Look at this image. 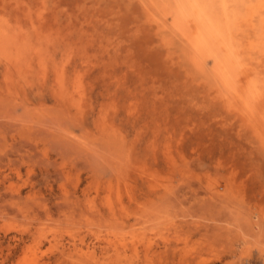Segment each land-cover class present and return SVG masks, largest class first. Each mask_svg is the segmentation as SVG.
<instances>
[{
  "label": "rangeland",
  "instance_id": "1",
  "mask_svg": "<svg viewBox=\"0 0 264 264\" xmlns=\"http://www.w3.org/2000/svg\"><path fill=\"white\" fill-rule=\"evenodd\" d=\"M181 1L0 0V264H264L258 0L211 1L248 103Z\"/></svg>",
  "mask_w": 264,
  "mask_h": 264
},
{
  "label": "bare ground",
  "instance_id": "2",
  "mask_svg": "<svg viewBox=\"0 0 264 264\" xmlns=\"http://www.w3.org/2000/svg\"><path fill=\"white\" fill-rule=\"evenodd\" d=\"M181 1V0H180ZM211 1H214V0H184V3L181 1V5H180V9L178 10L180 12V15H181V18L182 19V22L186 24V28L184 29V32H185V36L188 37V39L191 40L192 42V45L194 46V48L196 49V51L198 52V54L202 55L203 57H210L212 56L214 58V60L218 59L217 57V54H216V51L215 49L217 47L221 48L222 50H224V52L227 53L226 55V59L224 60H219L218 61V67H219V71L221 72V78L222 81L224 82L223 84H225L227 86V88H229L228 86H231L233 83L236 84V80L239 82L238 85L233 88V92L234 93V96L235 98H239L240 100L244 101L245 103H248L249 100H251L252 97L255 98V96H258L256 94H259L258 93V90H259V85H258V81L256 82L254 79L257 78L258 80V74L256 75V77L253 79L251 78V74L250 70H248L249 68H243L242 69V65L239 64L238 60H236L234 56H236V48L233 46L235 44H233L231 47V45L227 42V40L225 39L224 35H223V31L221 30V23L223 24V22L221 21H224V19H221V21L213 15V12L214 10H212V7H211ZM220 0H218L219 2ZM233 1H236V0H233ZM256 1V0H254ZM168 2V0H167ZM177 2V1H175ZM221 2V1H220ZM238 2V1H237ZM236 2V3H237ZM240 2V0H239ZM238 2V4H239ZM248 2V1H247ZM228 3L229 0H222V6L224 7V9H226V13L225 15L223 16L225 18V16L229 15L228 14ZM234 4V2H231ZM242 3V2H240ZM255 3V2H254ZM252 3V4H254ZM178 4V3H177ZM180 4V3H179ZM213 4V3H212ZM232 4V5H233ZM237 4V5H238ZM247 4V3H246ZM256 4V3H255ZM173 5V4H172ZM219 5V3L217 4ZM235 5V4H234ZM233 5V6H234ZM221 6V5H220ZM244 5L242 4V7ZM248 7L246 8H251V7H254L255 5H251L248 3L247 5ZM176 7V6H175ZM174 7V8H175ZM216 7V6H215ZM241 7V8H242ZM217 9H219L217 7ZM221 9V8H220ZM223 9V8H222ZM228 9V10H227ZM232 9V8H231ZM251 14H246V15H249V18L247 20V22L249 23V26L250 28L251 27H254V18L258 16H260L261 21L264 22V0H258V3H257V6L256 8H251ZM175 10V9H174ZM237 10V9H236ZM235 10V11H236ZM245 10V9H244ZM221 11V10H219ZM233 11V9H232ZM176 13V11H174ZM223 12V11H221ZM238 12V11H237ZM240 12V11H239ZM249 12V11H248ZM230 13V12H229ZM232 13V12H231ZM246 13V12H245ZM179 14V13H178ZM218 14V13H217ZM216 14V15H217ZM219 15V14H218ZM217 15V16H218ZM222 15V14H221ZM231 15V14H230ZM236 15V14H235ZM234 15V16H235ZM242 15V14H241ZM238 16V14H237ZM152 17V16H151ZM154 17V15H153ZM180 17V16H179ZM232 18V17H231ZM235 18V17H234ZM237 18V17H236ZM241 18V17H240ZM239 18V19H240ZM246 18V17H245ZM259 18V19H260ZM176 19V18H175ZM229 19V18H228ZM227 19L226 17V21H227V24L230 22L229 20ZM238 19V18H237ZM236 19V20H237ZM221 22H219V21ZM231 20V19H230ZM234 20V19H233ZM232 20V22H233ZM243 18L241 20V22H243ZM237 22H240V21H237ZM236 22V23H237ZM260 22V21H259ZM178 23V22H177ZM246 22H244L245 24ZM247 23V24H248ZM179 24V23H178ZM224 24H225V21H224ZM230 24V23H229ZM234 25V24H233ZM232 25V26H233ZM237 25V24H236ZM241 25V23H240ZM260 25V24H259ZM228 27V25H226ZM235 26V25H234ZM248 26V27H249ZM230 27V26H229ZM248 27L246 26V28L248 29ZM256 27V26H255ZM261 27V26H260ZM263 27V26H262ZM237 28V26L235 27V29ZM245 28V27H244ZM259 28V27H258ZM223 29V27H222ZM225 29V28H224ZM228 29V28H227ZM225 29V30H227ZM233 29V27H232ZM239 29V28H237ZM241 29V28H240ZM245 29V30H247ZM260 29V28H259ZM180 30V29H179ZM224 30V31H225ZM229 30V29H228ZM242 30V29H241ZM262 30V29H261ZM237 31V30H236ZM243 31V30H242ZM241 31V32H242ZM251 31V30H250ZM183 32V31H182ZM229 32V31H227ZM234 32V31H232ZM231 32V33H232ZM253 32V31H252ZM230 33V34H231ZM235 33V32H234ZM228 34V33H227ZM233 34V33H232ZM236 34V33H235ZM245 34V33H244ZM243 34V35H244ZM237 36V34H236ZM256 36V35H255ZM229 37V36H228ZM233 37V36H232ZM244 37V36H243ZM232 39V38H231ZM234 39V38H233ZM241 40V38H239ZM238 39V40H239ZM243 39V38H242ZM250 39V38H249ZM260 39V38H259ZM255 40V39H253ZM232 41V40H231ZM249 42V40H248ZM257 42V41H256ZM231 43V42H230ZM235 43V42H234ZM242 43V41H241ZM252 43V41H251ZM249 43V44H251ZM259 44H261V42L259 41ZM258 44V45H259ZM190 45V44H189ZM240 45V44H239ZM238 45V46H239ZM254 46V45H252ZM190 47V46H189ZM245 48V46H244ZM252 48V47H250ZM255 48V47H254ZM242 49V48H241ZM247 49V48H246ZM245 49L244 52H247ZM253 49V48H252ZM258 49V47H257ZM260 49V48H259ZM221 50V51H222ZM244 50V49H243ZM195 51V50H194ZM250 51V50H249ZM240 52V50H239ZM238 52V53H239ZM242 52V50H241ZM255 52V51H254ZM251 53V52H250ZM225 54V53H224ZM264 54V53H263ZM261 56V54H259ZM242 56V54H241ZM249 56V55H248ZM256 56V55H255ZM205 58V59H206ZM248 58V57H247ZM254 57L252 56L251 59L253 60V62L255 61L253 59ZM258 58V57H257ZM264 58V57H263ZM235 59V60H234ZM246 59H244L245 61ZM236 61V63L234 62ZM248 62V61H247ZM250 62V61H249ZM257 62V61H255ZM254 62V63H255ZM258 63V62H257ZM260 63H262L260 61ZM217 65V63H215ZM249 64V63H248ZM254 65V64H253ZM261 65V64H260ZM255 66V65H254ZM204 68V67H203ZM255 69H257L256 67H254ZM264 69V68H263ZM241 70V71H240ZM259 70V69H258ZM257 70V71H258ZM261 70V69H260ZM264 72V71H263ZM217 73V72H216ZM257 73V72H256ZM218 75V74H216ZM254 76V74H252ZM217 78V79H218ZM260 80V79H259ZM262 81H264V79H262ZM221 82V81H220ZM222 84V85H223ZM264 85V84H263ZM263 85H260L261 87H263ZM262 94V93H261ZM259 94V95H261ZM264 94V93H263ZM263 95H261L262 97ZM257 98V97H256ZM259 98V97H258ZM235 100V99H234ZM261 100V99H260ZM244 104V103H243Z\"/></svg>",
  "mask_w": 264,
  "mask_h": 264
}]
</instances>
